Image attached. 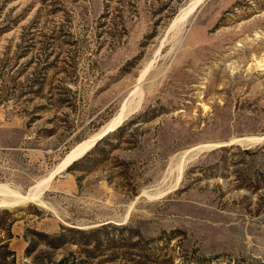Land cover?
<instances>
[{"label": "rangeland", "instance_id": "374dc122", "mask_svg": "<svg viewBox=\"0 0 264 264\" xmlns=\"http://www.w3.org/2000/svg\"><path fill=\"white\" fill-rule=\"evenodd\" d=\"M188 1L0 0V183L26 192L142 92L44 206L0 207V264H264V189L240 181L264 163V0H204L178 39ZM37 71V94L1 100Z\"/></svg>", "mask_w": 264, "mask_h": 264}, {"label": "bare ground", "instance_id": "6f19581e", "mask_svg": "<svg viewBox=\"0 0 264 264\" xmlns=\"http://www.w3.org/2000/svg\"><path fill=\"white\" fill-rule=\"evenodd\" d=\"M204 0H189L184 6H182L179 11L173 16L169 26L168 30L176 29L175 34L181 35V33L184 32L186 29L188 23L191 22L190 16L193 14V12L197 9V7L203 2ZM172 31V30H171ZM176 36V35H175ZM151 63H149L144 70H142L138 84L140 83L141 79L143 78L144 74H146L147 69L150 67ZM150 69V68H149ZM148 69V70H149ZM133 94H137L138 99L137 101L133 102L135 105H138L141 99L142 92L139 89V85H136V88L133 90ZM132 104V103H131ZM130 103L127 104L125 102L120 111L108 122V124L99 132L92 135L91 137L75 144L70 150L63 156L61 161L56 165L55 168H53L45 177L40 178L35 183H33L26 192L22 193L20 191L14 190V188H10V186L0 183V207H15L19 204L25 203V202H35L37 204L44 206V201L42 200V193L44 190L48 187L51 179L59 172H62L66 169V167L76 158H78L81 154H83L85 151L90 149L95 141L102 137L105 133L112 130L114 127L119 125L123 119L124 116H126L130 111H132L133 106ZM260 138L255 136H246L241 138H234L233 140H230V143H241L246 144L247 146H250L255 141H258ZM198 146V145H197ZM211 145H203L195 149L194 151L190 152H183V156L178 159L177 163L172 165L175 170V177H173L172 182L167 185L162 190L158 191L156 193V196H161L166 190L169 191L172 187H174L178 181L181 178V175L183 173L184 166L189 161L188 159L193 158V156H196L198 152L204 149H209ZM188 153V154H186ZM186 154V156L184 155ZM169 189V190H168ZM51 209V208H50Z\"/></svg>", "mask_w": 264, "mask_h": 264}, {"label": "trees", "instance_id": "16d2710c", "mask_svg": "<svg viewBox=\"0 0 264 264\" xmlns=\"http://www.w3.org/2000/svg\"><path fill=\"white\" fill-rule=\"evenodd\" d=\"M0 33H2V30H0ZM26 53H23L21 56L18 57H23L25 56ZM48 58V54H45V59ZM31 62V59H29V61H27V63ZM47 68V64L43 65L41 67V69H46ZM40 72H33L32 75L30 77H26L24 82L21 81H17L16 79L18 78V76H20L22 74V71H18L16 75L18 76H11L9 79H6L5 82H10L11 87L13 88L11 93H6L5 96L1 97V100L3 101H8L10 99L12 100H16V101H20L21 98L27 94V93H32V94H37L42 88H43V81L44 78L42 77V75H38ZM1 80V79H0ZM29 100V99H26ZM57 100L62 101L64 100L63 98H58ZM33 111H31L32 113ZM135 118V117H134ZM34 117H30V121H34L33 120ZM134 119L132 118L129 121H125L124 123H122L121 125H119L117 128L113 129L112 131H108L107 133H105L102 137H100L97 141H95V143L93 144V146L88 149V151L85 152V154L79 158H76L75 160H73L67 167L66 169H70L73 165H76L79 161H83L85 160L87 157H90V155H92L93 153H96L97 149L99 148L100 144L103 141H107L108 139L111 138V136L118 131H124L126 129H128L130 127V125L133 123ZM237 148L239 149L238 146H226L223 147L222 149L227 150V149H234ZM264 148V145L261 146L260 148H258L256 151L254 152H259ZM243 154L248 153V149H243L242 151ZM262 169L261 170H256L252 173H249L247 175H244V177H242L243 179H241V184L248 188L253 190L254 192H257L259 190L264 189V163L262 164ZM133 193L136 192V188L133 189L132 191ZM99 228H95V229H91L89 231H84L81 229H78L76 231L84 233L86 235H88L89 237L92 236V238H94L93 236L95 235L94 233L98 231ZM36 235H42V236H48L45 233L42 232H38L35 231ZM57 235H53L50 236V238L52 239L51 242L48 243V245L55 247L57 246V242L56 240ZM61 262V261H60Z\"/></svg>", "mask_w": 264, "mask_h": 264}, {"label": "water", "instance_id": "95a60500", "mask_svg": "<svg viewBox=\"0 0 264 264\" xmlns=\"http://www.w3.org/2000/svg\"><path fill=\"white\" fill-rule=\"evenodd\" d=\"M227 144L231 145V144H233V143H222L221 146H222V145H227ZM217 146H218V145H217Z\"/></svg>", "mask_w": 264, "mask_h": 264}]
</instances>
